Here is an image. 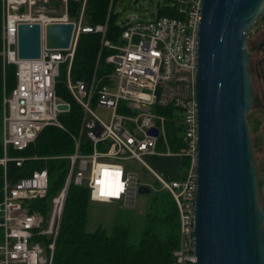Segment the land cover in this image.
<instances>
[{
  "label": "built area",
  "instance_id": "built-area-1",
  "mask_svg": "<svg viewBox=\"0 0 264 264\" xmlns=\"http://www.w3.org/2000/svg\"><path fill=\"white\" fill-rule=\"evenodd\" d=\"M67 1L0 0V57L3 65L15 68L13 88L1 93L0 264H51L70 184L86 188L89 203L114 204L121 210L133 208L140 186L150 193L167 192L177 220V245L170 264H195L193 79L201 0H164L165 4L157 5L149 19L121 22L116 43L104 39L106 22L93 26L83 23L85 0H81L74 19L67 15ZM59 4L62 11L57 8ZM160 9L172 16H158ZM19 24L39 26L38 59L17 58ZM47 24L72 25L66 50L45 49ZM80 34L100 35V47L110 51L105 62L111 69L101 77L72 79L71 62ZM58 81L80 108V121L77 134L69 135L72 152L57 157L67 162L63 185L41 212L31 203L46 197V168H36L13 180L6 177L5 168L8 163L21 168L28 161L49 159L15 153L33 145L45 127L65 131L58 116L70 105L56 96ZM59 106L65 109L58 110ZM95 107L108 113L106 120L95 114ZM168 122L175 130L171 144L166 136ZM146 159L177 160V178L158 176ZM138 171L151 175L154 184L142 179Z\"/></svg>",
  "mask_w": 264,
  "mask_h": 264
},
{
  "label": "water",
  "instance_id": "water-1",
  "mask_svg": "<svg viewBox=\"0 0 264 264\" xmlns=\"http://www.w3.org/2000/svg\"><path fill=\"white\" fill-rule=\"evenodd\" d=\"M263 14L264 0H201L193 79L195 264H264V212L246 124L253 96L246 34ZM71 33V24L45 25V49L66 50ZM39 54V26L19 24L17 58ZM137 194L150 191L140 186Z\"/></svg>",
  "mask_w": 264,
  "mask_h": 264
},
{
  "label": "trees",
  "instance_id": "trees-1",
  "mask_svg": "<svg viewBox=\"0 0 264 264\" xmlns=\"http://www.w3.org/2000/svg\"><path fill=\"white\" fill-rule=\"evenodd\" d=\"M115 0H85L84 19L86 24L101 25L106 22L104 39L116 43L120 28L116 25L113 12ZM80 2L67 1L69 19H74L80 9ZM57 6V5H56ZM58 8V6H57ZM172 16L170 12L159 10L158 16ZM264 23V14L259 18ZM258 20V21H259ZM1 25V4H0ZM110 51L100 47V35L80 34L78 36L70 74L74 80H90L110 71L105 62ZM15 68L3 65L0 57V157H1V93L10 91L15 82ZM62 72L59 81L62 80ZM55 85L56 96L70 105L66 113L58 116L65 131L55 127H45L36 137L33 145L15 155L48 157L45 162L28 161L21 168L13 163L6 165V177L13 180L29 175L44 167L48 174L46 197L31 203L32 207L44 212L48 200L62 187L67 162L63 157L72 152L73 144L69 135H76L80 121V108L76 105L60 82ZM167 140L174 141V128L166 125ZM14 155V153H10ZM1 178V168H0ZM143 214L135 219L127 213L117 218L109 231L97 227L86 231L88 192L84 187L70 184L63 204L59 230L54 242L51 264H170L171 253L177 245V220L174 204L165 191H154L146 195ZM136 221V222H135Z\"/></svg>",
  "mask_w": 264,
  "mask_h": 264
},
{
  "label": "rangeland",
  "instance_id": "rangeland-1",
  "mask_svg": "<svg viewBox=\"0 0 264 264\" xmlns=\"http://www.w3.org/2000/svg\"><path fill=\"white\" fill-rule=\"evenodd\" d=\"M163 4H165L164 0H115L113 5V12L117 16L115 23L119 25L121 22L127 20L129 23L147 20L152 14H155L156 6ZM58 10L62 11L61 4H59ZM83 23L86 24L85 19ZM246 36V48L250 56L247 70L253 90L251 107L246 115V124L256 171L258 202L264 212V23L260 20L254 23ZM93 110L101 119H107L108 113L106 111L96 107ZM148 161L150 169L158 176L162 175L172 179L177 178V174L174 171L177 160L155 159L154 161H150L146 159V162ZM138 172L142 179H145L150 184H154V178L151 175L148 176L144 172ZM145 197L137 195L134 206L130 210H121L114 204L89 203L87 206L85 230L93 231L97 227H100L109 231L113 222L117 218L127 215V213L132 214L134 220L138 219L145 210Z\"/></svg>",
  "mask_w": 264,
  "mask_h": 264
}]
</instances>
